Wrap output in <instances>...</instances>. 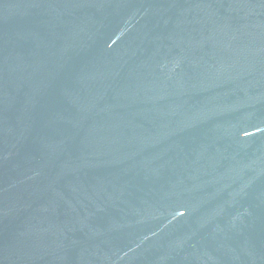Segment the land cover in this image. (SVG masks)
Listing matches in <instances>:
<instances>
[{"label": "water", "instance_id": "1", "mask_svg": "<svg viewBox=\"0 0 264 264\" xmlns=\"http://www.w3.org/2000/svg\"><path fill=\"white\" fill-rule=\"evenodd\" d=\"M0 264H264V0H0Z\"/></svg>", "mask_w": 264, "mask_h": 264}]
</instances>
